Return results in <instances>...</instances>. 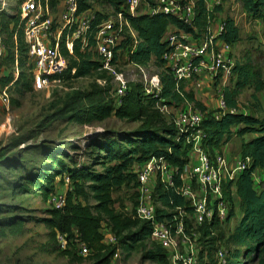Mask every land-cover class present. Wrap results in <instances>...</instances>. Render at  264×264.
<instances>
[{
	"label": "trees",
	"instance_id": "trees-1",
	"mask_svg": "<svg viewBox=\"0 0 264 264\" xmlns=\"http://www.w3.org/2000/svg\"><path fill=\"white\" fill-rule=\"evenodd\" d=\"M240 1L249 15L264 18V0ZM77 2L78 14L92 12L94 15V29L110 16L103 10L95 9V4L109 6L115 14L123 12L130 28L126 29V38L121 46L122 51L126 52L130 61L136 64H147L154 59L164 66V72L160 78L162 89L158 95L148 94L145 89L141 91L137 85L132 88V91H126L119 104L114 99H108L104 93L98 92L95 96L76 94L71 97L72 101L66 102L65 107L61 109L69 120L84 124L103 121L112 114L120 119L141 120L143 124L131 133L92 142L90 147L94 148L92 152L94 159L91 164L78 165L75 160L71 159L73 164L70 165L65 158L68 154L46 153L45 157L48 162H44L38 172L29 174L26 181L17 187L22 192H28L29 186L32 185L40 191L46 201H49L51 195L62 190L65 177H70V185L66 191V204L62 208L51 207L48 210V217L43 220L49 229L50 237L57 243L58 249L65 254L80 256L73 244L62 250L57 240L58 233L73 238L77 231L79 238L90 248V256L96 261L95 264H111L118 248L130 254L142 247L146 249L149 243L151 245L153 243V247L146 250L145 258L158 261L159 264L168 263L167 251L161 245L151 242V223L136 216L139 180L135 166L143 164L152 156H164L179 172L183 171L190 160V144L185 134L177 129L173 121L172 124H166L161 120V116L156 114L157 110H152V107L158 102L175 104L174 106L183 104L184 107L187 103H194L204 112L202 122V128L206 134L204 145L209 152L214 153L237 136L242 138L241 156H250L252 159L251 166L242 171L235 181L227 184L225 193L229 201L230 212L226 220H230L235 213L233 202L236 198L242 216L231 238L236 243L246 245L247 257L258 254L260 258L257 259V264H264V188H259L256 182V171H264V117L260 118L253 113L227 111L217 119L215 114L219 109L208 111L193 90H187L184 83H177L171 69L163 60V55L169 49V44L164 37L170 26L200 36L207 30L209 19L213 15H209L205 4L197 0L195 30L185 25L176 16L169 14L144 13L133 16L126 11L125 0H77ZM49 3L54 11L57 9L59 0H49ZM219 8L220 6L216 8V11ZM1 15L4 19L3 32H6L11 47H14L13 37L15 36L17 38L16 51L21 55H28L24 38V20L20 12L12 15L2 13ZM222 21L224 22V30L221 34L223 40L232 45L239 42L241 34L235 20L227 17ZM130 29L136 33L138 41L134 49L135 38ZM66 36V33L62 35L61 51L68 65L65 72L57 76L60 80L86 76L103 66L100 56L95 59L89 51L90 47H95L93 35L89 37L86 45L80 39L75 40L73 52H70L66 46ZM6 56L7 54L4 59L13 68L17 62L20 68L24 66L23 57L19 60L14 50H10L9 55ZM33 67L34 62L31 66V73L22 69L19 77L15 78L13 74H10L7 78L1 77L0 81L3 84L14 81L17 87L29 90L33 87ZM250 67L249 64H236L233 67L232 72L236 74L235 85L224 88L228 107H237V98L241 90L252 81L255 84V92L252 96L257 99L256 92L262 89L264 80L260 72H253ZM85 98H88L89 102L82 104ZM248 134L252 137L246 139ZM58 177L61 179L60 183L56 182ZM181 183L179 176H176L173 186L157 184L155 195L159 220L173 221L175 225L174 218L180 214L179 209L188 216L191 215L193 209L190 202L177 191ZM123 189L129 192L128 204L117 209L114 193ZM234 190L236 197L233 198ZM185 222L191 225L190 220L187 219ZM23 224L24 218L19 216H13L5 221V226L14 232L20 231ZM217 224L219 221L215 220L203 225L206 235L210 234L211 229ZM105 230H110L114 234L117 243L108 244L104 241ZM0 231V235L1 233L3 235L4 230ZM235 257L236 255H233L227 264H238L237 260H234Z\"/></svg>",
	"mask_w": 264,
	"mask_h": 264
},
{
	"label": "rangeland",
	"instance_id": "rangeland-1",
	"mask_svg": "<svg viewBox=\"0 0 264 264\" xmlns=\"http://www.w3.org/2000/svg\"><path fill=\"white\" fill-rule=\"evenodd\" d=\"M6 1L5 5L3 2ZM19 0H0V33L7 46V56L10 50H14L16 57H23L24 66L19 67L18 62L14 68L5 59L2 60L3 76L7 78L10 74L19 77L20 71L26 70L31 73L33 58L29 54L18 53L16 51L17 38L13 37L14 47L7 40L6 32H3L4 19L2 13L19 14ZM65 0H61L59 7L53 11L56 17V28L61 27L60 14L65 9ZM95 9L103 10L109 17H116L113 9L109 6L95 4ZM227 17H232L238 25L241 40L237 42L232 50L234 64H249L253 72H260L264 80V18L252 17L244 9L240 0H226L220 6L215 15V22H220ZM67 34V31H65ZM89 51L93 58L99 56L95 47H90ZM19 55V56H18ZM6 56V57H7ZM234 65V66H235ZM19 72L17 73L16 67ZM164 66L152 59L147 64H136L130 61L126 52L118 54L116 63L110 66H101L86 76L70 77L59 82H54L49 88L36 90L31 87L23 90L14 83H2L10 85L9 93L11 103L0 110V230H4L0 235V264H95L92 256H75L61 252L55 240L49 235V229L43 222L48 217V210L51 208L49 201L42 196L40 191L29 186L28 192H22L19 187L26 181L29 174L38 172L40 166L46 159V153L68 154L67 162L72 165L75 160L78 165L91 164L94 156L90 144L102 141L108 137H118L120 134L131 133L140 128L143 124L141 120L133 121L120 119L115 114L103 121L84 124L71 121L66 118V114L61 111L66 102L72 100L76 94L85 96L88 94L104 93L108 99H116V91L124 83L128 92L138 85L140 90L145 88V77L163 75ZM236 74L234 72L219 84L222 88L235 85ZM1 80V79H0ZM205 85V84H204ZM197 89L194 86H187V90H193L197 98L203 99L209 108L218 105V89L214 84H209ZM254 81L245 86L239 98L241 110L246 113H253L258 117H264V85L256 92L257 99L252 94L255 92ZM88 98L82 100V104H87ZM162 104L158 102L152 107L157 110L161 120L166 124H172V113L183 107L182 105ZM166 106L169 110H162ZM217 109V108H216ZM171 112V113H170ZM252 137L246 135V139ZM242 138L235 137L231 142L234 154L240 149ZM137 167V166H135ZM256 182L259 188H264V171H256ZM60 177L56 179L60 183ZM64 189V187H61ZM236 197L235 190L232 192ZM116 200L115 207L120 209L128 204L129 192L120 190L114 193ZM93 202V200H92ZM127 206V205H126ZM234 215L230 220L219 222L212 232L205 233V227L191 228L186 225V220L190 216L185 213L178 215V219L185 222L187 234L195 242L199 251V264H227L233 255L238 264H257L260 255L254 254L247 257L246 245H241L232 240V235L241 220V210L235 198L233 202ZM13 216L24 218V224L18 232L12 231L5 226V221ZM6 219V220H5ZM188 224V223H187ZM1 232V231H0ZM153 240V239H152ZM156 245H161L157 241H152ZM162 246V245H161ZM153 243L147 248L125 253L121 248L116 251L111 264H159L158 261L145 258L146 250L151 249ZM163 249H165L162 246Z\"/></svg>",
	"mask_w": 264,
	"mask_h": 264
},
{
	"label": "built area",
	"instance_id": "built-area-1",
	"mask_svg": "<svg viewBox=\"0 0 264 264\" xmlns=\"http://www.w3.org/2000/svg\"><path fill=\"white\" fill-rule=\"evenodd\" d=\"M209 15L207 30L200 36L194 33L181 31H167L164 39L169 44L168 51L163 55V60L168 66L177 83L190 82L195 88L200 89L208 80L218 89V109L215 114L220 118L229 111L237 113L238 109L228 107L224 88L220 81L227 79L234 67L232 58L233 45L221 37L224 22H215L216 8L222 6L226 0H201ZM196 2L197 0H125V9L133 16L139 14L155 15L164 13L176 16L185 25L196 30ZM5 5L6 1L3 2ZM20 14L24 20V38L28 54L33 58V88L42 90L49 88L52 83L59 82L57 76L67 69V59L61 51L62 35L67 31L66 46L73 52L74 42L82 40L84 45L93 35L95 49L104 66L114 64L116 56L123 50L122 44L126 38V29L129 23L123 12L116 17L104 19L96 29L93 28L94 15L92 12L78 14L77 0H66L65 9L61 13V27L56 28V17L50 6L49 0H23L20 3ZM130 28V27H129ZM136 40V33L130 29ZM132 48V47H131ZM132 49V50H133ZM7 52V46L0 33V79L3 76L1 62ZM19 72L18 66L16 67ZM17 78V75H15ZM12 81L10 84H13ZM10 85L0 83V110L11 103L9 93ZM145 92L158 95L162 89L159 75L145 77ZM127 85L124 83L116 91V101L121 103L126 94ZM162 110L169 112L166 106ZM171 113V112H170ZM204 112L194 103H187L174 113L172 121L177 129L185 134L190 144V160L182 172L170 164L164 156H152L143 164L136 167L139 180L138 205L136 216L141 220L149 221L152 225V239L160 243L168 253L167 264H199V251L187 234L185 222L175 216L173 221L159 220L157 218L156 186L162 183L166 186L175 185V178L179 176L182 183L177 191L185 197L192 206L191 228H199L206 223L218 220L223 222L229 216V201L225 190L230 181H235L239 174L251 166L250 156H238L230 159L222 149L209 152L204 145L206 134L202 128ZM70 185V177H65L64 189L51 195L49 204L53 208H62L66 204V191ZM180 215L184 212L179 209ZM186 225H188L186 223ZM104 241L108 244L117 243V239L110 230L104 231ZM60 249L65 250L73 244L82 256L90 255L87 243L79 238L57 234Z\"/></svg>",
	"mask_w": 264,
	"mask_h": 264
},
{
	"label": "crops",
	"instance_id": "crops-1",
	"mask_svg": "<svg viewBox=\"0 0 264 264\" xmlns=\"http://www.w3.org/2000/svg\"><path fill=\"white\" fill-rule=\"evenodd\" d=\"M65 1H66V0H65ZM60 3H61V0H59V4H58L57 8L59 7ZM59 16H61V14H60ZM178 30L181 31L179 28H177V27H175V26H170V27L168 28V31H178ZM234 45H235V44H234ZM234 45H233V47H234ZM184 84H185V88H186V89H187V86L192 85L190 82H187V83H184ZM209 84H210L209 81L206 80V81H205V85H204V87H205L206 85H207L208 87H210ZM192 86H193V85H192ZM200 89H201V88H200ZM198 99L201 100V101L203 102V104L207 107V110H208V111H209V110H215V109L218 107V105H217V107L209 108V107L207 106V103L204 102L203 99H200V98H198ZM237 101H238V105H237L236 108L238 109V112H245V113H246V111L241 110V108H240L239 98H237ZM235 137H237V136H235ZM235 137H233L228 143L222 145L221 148H220V149H222L225 153L228 154V156L230 157V159H234V158H236V157H238V156H241L242 143H241V147H240V149L236 152V154H234V153H235V152H234L235 150H234V148H232V146H231V142H232V140H234Z\"/></svg>",
	"mask_w": 264,
	"mask_h": 264
}]
</instances>
